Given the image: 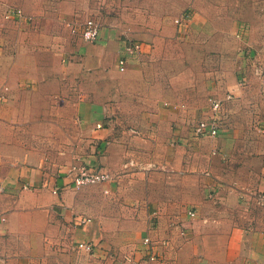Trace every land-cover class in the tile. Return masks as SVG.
Masks as SVG:
<instances>
[{"label":"crops","instance_id":"0c3cea01","mask_svg":"<svg viewBox=\"0 0 264 264\" xmlns=\"http://www.w3.org/2000/svg\"><path fill=\"white\" fill-rule=\"evenodd\" d=\"M184 4L145 15L141 38L49 39L24 22L0 37V264H23L19 244L46 253L33 264L72 252L71 264H125L145 255L146 237L157 264H264V0ZM174 39L210 44L193 55L209 60L201 79L188 54L159 51ZM210 95L224 100V123L196 138ZM81 163L111 180L77 187L68 169Z\"/></svg>","mask_w":264,"mask_h":264},{"label":"rangeland","instance_id":"374dc122","mask_svg":"<svg viewBox=\"0 0 264 264\" xmlns=\"http://www.w3.org/2000/svg\"><path fill=\"white\" fill-rule=\"evenodd\" d=\"M185 2L186 0H0V37L12 39L16 29L14 25L24 28V22L33 25L36 31H45L49 34V39H76L80 41L82 38L72 31V27L73 25H80L87 18L92 17L100 23V33L97 39L101 36L118 40L141 38V34L144 33V28L141 27L145 15L147 18L149 15L154 18L156 9L159 12L177 11L178 8L185 5ZM11 9H15L18 17L25 18L22 20L17 17L14 18L12 16L14 10ZM146 32L147 34L153 33L154 27L148 25ZM36 39L38 38L36 37ZM150 40L154 42V39ZM217 44L214 43L212 49L217 47ZM204 45L210 46L207 43ZM204 45L203 43H192V39H174L172 43H167V40H164L158 44L161 53L188 54L187 64L198 79H201L206 73L205 68L209 60H201L193 57V55L206 51ZM242 45L244 51L242 59H249V46H247L248 44ZM242 48L239 47L234 52L239 53ZM214 51L217 50L214 49ZM134 85L137 87L138 81ZM167 86L160 89V96L162 97H160L159 102L163 105L165 101H168L166 97L171 95L170 87ZM173 87L179 89L180 85L176 84ZM19 247V252L13 255L23 264H27L29 261L33 264L47 258L46 253L38 244L31 245L28 251L22 250L25 248L23 244H19ZM74 254L73 252L68 253L63 261L64 264H71L73 261L80 260V257L77 259Z\"/></svg>","mask_w":264,"mask_h":264},{"label":"built area","instance_id":"2783aa9c","mask_svg":"<svg viewBox=\"0 0 264 264\" xmlns=\"http://www.w3.org/2000/svg\"><path fill=\"white\" fill-rule=\"evenodd\" d=\"M21 13V11H19ZM187 15L181 16L185 17ZM181 19L177 18L176 22H180ZM72 31L79 34L85 41H94L98 38L100 33V23L95 18H87L80 25H73ZM127 51L130 54H138L141 50V43L138 41H132L127 45ZM127 65V56H122L118 60V66L120 70H125ZM231 94L227 95V98H231ZM1 101V99H0ZM223 99L216 96L210 95L208 97L209 103V114L197 120L193 126V135L196 138L203 137H216L220 128L224 123L223 119ZM128 164H134L133 160H130ZM68 173L72 175V181L77 186H83L93 183H106L111 180V174L105 170L103 166L92 165V164H72ZM27 187V185H25ZM59 188L55 187L54 192H58ZM260 202L264 204V192L259 196ZM191 218H196L197 210L190 209L188 212ZM90 220L89 217L83 215H75L74 223L77 225H85ZM186 230L182 233L185 234ZM145 243V255L137 258L135 255H126L124 257L125 264H157L159 261V255L155 251V245L149 237L144 240ZM80 249L88 251V253L93 252L94 243L91 241H82L78 243ZM27 264H30L29 262ZM80 264V263H74Z\"/></svg>","mask_w":264,"mask_h":264}]
</instances>
